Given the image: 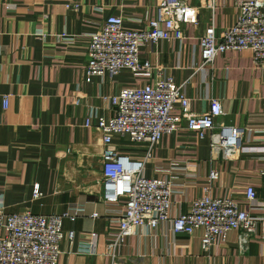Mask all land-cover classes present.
<instances>
[{
	"label": "crops",
	"instance_id": "0c3cea01",
	"mask_svg": "<svg viewBox=\"0 0 264 264\" xmlns=\"http://www.w3.org/2000/svg\"><path fill=\"white\" fill-rule=\"evenodd\" d=\"M185 1L195 18L184 25L185 38L140 48L152 65L149 74L124 70L93 76L86 70L90 35L110 16H121L127 28H145L158 16L157 0H0V205L10 213L77 211L74 219L64 218V231L74 230L75 236L62 244L57 264H111L108 244L126 199L114 205L102 200L103 131L95 113L113 116L112 95L162 77L184 84L194 115L205 113L218 98L222 123H251L252 130L234 159L214 148L210 136L186 128L164 134L147 163V176L171 178L175 208L186 211L217 170L212 195L232 197L247 211L260 213L250 205L246 188L252 185L258 201L264 200V70L250 50H228L212 68L202 67L206 28L214 23L220 33L235 25L239 8L235 0H215L211 6L209 0ZM114 142L124 154L146 153L128 137L115 135ZM36 185L42 191L38 198ZM119 264H264V240L231 231L205 250L199 237L174 233L172 223L164 222L130 235Z\"/></svg>",
	"mask_w": 264,
	"mask_h": 264
},
{
	"label": "built area",
	"instance_id": "2783aa9c",
	"mask_svg": "<svg viewBox=\"0 0 264 264\" xmlns=\"http://www.w3.org/2000/svg\"><path fill=\"white\" fill-rule=\"evenodd\" d=\"M209 1L211 6L215 0ZM235 1L239 8L236 24L218 33L213 23L202 35V67L212 68L216 57L228 50H250L255 65L264 70V0ZM157 13V18L143 29L125 27L121 16H110L103 21L99 30L90 35L87 73L104 76L129 70L149 74L152 65L142 58L141 46L171 39L181 41L185 38L184 25L195 22L194 9L185 0H157ZM63 39L75 41L73 37ZM110 100L113 116L95 113L103 131L102 200L105 205H114L126 199L119 226L112 232L113 238L108 244L111 264L120 263L130 235L139 228L155 229L164 222L172 223L174 233L199 237L205 250L215 246L222 234L231 231H240L246 238L259 235L264 240V200L258 201L252 185L247 186L246 197L250 205L259 207V214L247 211L232 197L212 195V183L219 177L217 170L210 172L205 193L192 199L186 211H177L173 180L146 174L147 163L164 134L183 128L196 131L203 138L210 136L214 148L222 149L227 159H234L241 153L246 131L252 130L251 123L249 127L222 123L223 103L214 97L205 113L194 115L193 98L186 93L184 84L171 76L159 78L154 84L124 87ZM3 102L7 108L8 95H4ZM115 135L143 145L146 153L140 157L122 153L114 142ZM262 140L264 144V137ZM41 195L36 185L34 196ZM76 214L74 210L49 215L31 211L10 213L1 204L0 264H57L62 244L75 236L74 230L64 231V218L74 219Z\"/></svg>",
	"mask_w": 264,
	"mask_h": 264
}]
</instances>
